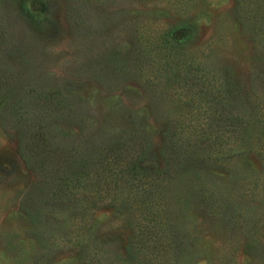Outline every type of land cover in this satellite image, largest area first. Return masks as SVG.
Returning <instances> with one entry per match:
<instances>
[{
    "label": "rangeland",
    "instance_id": "obj_1",
    "mask_svg": "<svg viewBox=\"0 0 264 264\" xmlns=\"http://www.w3.org/2000/svg\"><path fill=\"white\" fill-rule=\"evenodd\" d=\"M0 264H264V0H0Z\"/></svg>",
    "mask_w": 264,
    "mask_h": 264
},
{
    "label": "trees",
    "instance_id": "obj_2",
    "mask_svg": "<svg viewBox=\"0 0 264 264\" xmlns=\"http://www.w3.org/2000/svg\"><path fill=\"white\" fill-rule=\"evenodd\" d=\"M120 150H124L121 149ZM121 154V155H120ZM116 154L117 158H120L119 163L116 161L113 165H117L116 169H112V167H109L107 174L105 175L106 181L108 186H110V192H112L115 197H117L118 191L121 194H127V192H136L137 196H140L141 194L144 196V200L142 201V208L144 210L146 220L148 221L149 225L147 224L145 228L147 230H152L156 225V217H158V214H161L160 208H158V202L161 199L160 197V190H161V182L162 180L159 178H151L148 175V169L144 166L145 162L143 159L137 160L134 158V155L132 152H127L125 154ZM104 179L101 177L100 180L96 182L98 185L99 190L97 191V196H102L101 191L102 187L101 181ZM62 188L59 190L60 194L57 195V199H62V197H69L68 189H64L65 187H68V184L65 182H62ZM62 196V197H61ZM82 214H81V221L85 220V216L87 215L88 210L85 208H82ZM147 214L150 216L148 217ZM152 224V225H151ZM155 232V231H154ZM149 240H143L138 245H131V254L138 253L139 255H145L147 252H144L145 249L151 248L155 249L152 250V255L156 257V259H162L169 257L172 253L170 252V245L169 247H166V244L163 246L161 245L162 242L159 240H151V246L149 247ZM147 245V246H146ZM150 253V251H148Z\"/></svg>",
    "mask_w": 264,
    "mask_h": 264
}]
</instances>
